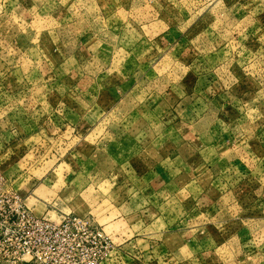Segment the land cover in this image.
<instances>
[{"label":"rangeland","instance_id":"rangeland-1","mask_svg":"<svg viewBox=\"0 0 264 264\" xmlns=\"http://www.w3.org/2000/svg\"><path fill=\"white\" fill-rule=\"evenodd\" d=\"M100 41L137 85L80 122ZM0 206V264H264V0H0Z\"/></svg>","mask_w":264,"mask_h":264},{"label":"crops","instance_id":"crops-1","mask_svg":"<svg viewBox=\"0 0 264 264\" xmlns=\"http://www.w3.org/2000/svg\"><path fill=\"white\" fill-rule=\"evenodd\" d=\"M160 35L162 39L169 37L168 33L163 31ZM144 36L145 42L151 40V37L148 35L145 34ZM92 40L93 38L79 35L75 38V43L83 49L87 47L89 41ZM70 44H72L71 41L69 45ZM110 47L112 46L108 45L106 41L97 42L96 64L94 65L92 62L81 64L79 70L81 73L79 75L78 73H75V77L73 79L70 78L68 84L65 87L64 98L73 102L75 106L72 105L73 108H71L70 112H72V114L74 112V114L80 118V122H83L85 118L96 114H98L100 117H107L110 115L122 116L120 112L121 106L125 105L123 103H126L127 100H129L126 99V97H128L136 88L137 77L133 74H125L122 71L123 65L120 62L114 61V55H112V53H109L111 56H109L107 59H104L106 58L105 54L107 50L110 51ZM73 69L74 68H72V70ZM89 70H92V72ZM93 70H97V72H93ZM191 97L193 101V110L201 109V104H207L209 109L216 111L218 110L217 108L220 107V103H218L220 102L219 97H216L215 93L213 92H208L207 89L194 90L191 94ZM99 101L104 103L103 108L100 107L102 103ZM79 109L81 112H78ZM121 132L122 130H120V138L116 137L120 141L122 136ZM211 132L214 134V137ZM207 133V136H209L211 139L210 144H212V147H215L213 144L217 141L214 139H219L217 138L218 136H216L219 134L217 132V128L210 125L208 126ZM100 139H103V137ZM132 141V139L129 140V148L133 149L138 147L137 143H133ZM85 160L86 159H84L83 162H85ZM146 174H149L156 179L159 173L156 168H153L149 171L147 170Z\"/></svg>","mask_w":264,"mask_h":264},{"label":"built area","instance_id":"built-area-1","mask_svg":"<svg viewBox=\"0 0 264 264\" xmlns=\"http://www.w3.org/2000/svg\"><path fill=\"white\" fill-rule=\"evenodd\" d=\"M19 207H20V206H19ZM4 208H5V206H0V212H2V213H7V212H8V210H7V211H5V209H4ZM15 212H16V211H15ZM3 218H4L5 220H6V219H8L7 217H3ZM36 224H37V222H35V226H37Z\"/></svg>","mask_w":264,"mask_h":264}]
</instances>
